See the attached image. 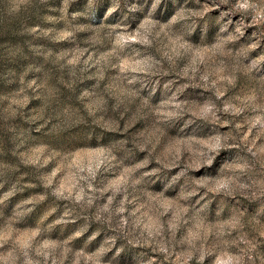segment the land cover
I'll use <instances>...</instances> for the list:
<instances>
[{
  "label": "rangeland",
  "instance_id": "rangeland-1",
  "mask_svg": "<svg viewBox=\"0 0 264 264\" xmlns=\"http://www.w3.org/2000/svg\"><path fill=\"white\" fill-rule=\"evenodd\" d=\"M0 264H264V0H0Z\"/></svg>",
  "mask_w": 264,
  "mask_h": 264
}]
</instances>
